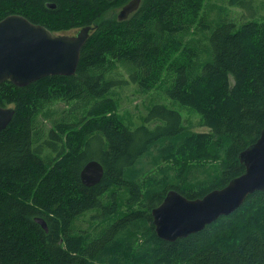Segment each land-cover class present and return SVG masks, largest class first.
<instances>
[{"label": "trees", "instance_id": "16d2710c", "mask_svg": "<svg viewBox=\"0 0 264 264\" xmlns=\"http://www.w3.org/2000/svg\"><path fill=\"white\" fill-rule=\"evenodd\" d=\"M130 1L0 0V21L18 14L54 33L96 27L75 75L0 84V106L15 108L0 132V264H264L262 191L175 242L158 237L151 214L171 190L203 198L245 173L239 155L264 129V21L201 17L206 0H141L125 20L104 18ZM111 59L143 90L168 73L169 98L209 132H185L182 115L164 105L150 114L165 124L125 125L109 94ZM57 101L82 114L39 136L37 118ZM93 159L105 175L87 187L80 173ZM122 191L129 211L102 225L118 213ZM92 211L98 226L80 229Z\"/></svg>", "mask_w": 264, "mask_h": 264}, {"label": "water", "instance_id": "95a60500", "mask_svg": "<svg viewBox=\"0 0 264 264\" xmlns=\"http://www.w3.org/2000/svg\"><path fill=\"white\" fill-rule=\"evenodd\" d=\"M140 3L141 0H132L123 6L118 20L127 19L138 10ZM93 28L84 27L72 36L57 35L18 14L1 20L0 84L11 81L25 87L48 76L75 75ZM14 114L15 108L0 106V132L10 124ZM239 159L245 173L203 198L188 199L176 190L169 191L151 212L158 237L168 242L187 238L238 210L255 192H264V129L260 138L240 153ZM104 175L102 163L93 159L82 168L80 179L84 186L93 187ZM35 221L48 232L44 218L37 217Z\"/></svg>", "mask_w": 264, "mask_h": 264}, {"label": "rangeland", "instance_id": "374dc122", "mask_svg": "<svg viewBox=\"0 0 264 264\" xmlns=\"http://www.w3.org/2000/svg\"><path fill=\"white\" fill-rule=\"evenodd\" d=\"M121 9L116 8L109 11L104 18H111L113 15L118 16ZM208 15L210 16V19H214L217 16L225 18L228 15L229 18L237 22V25H241L243 22L248 20L261 22L264 21V0H206L202 6V10L200 11V16L207 17ZM208 22L212 21L210 20ZM79 30L81 29H73L63 33L57 32L55 34L72 36L76 35ZM197 37H199V33L196 35V38ZM182 58V54L172 57L167 67L172 63L179 62ZM111 63L112 66L108 74L109 79L113 81L114 84L111 87L109 94L117 100L118 114L124 124L132 130L142 125L154 128L158 124H165V121L160 117H153L152 114H150V111L154 106L164 105L168 109L178 111L182 115L185 132H209L207 127L200 126L201 116L198 113L175 103L171 98H169L166 90L172 85V82L169 81L171 77L168 73H165L164 76L153 84L150 89L143 90L138 84L134 83L130 79L128 67L115 61L114 59H111ZM78 112L82 114L81 110L77 111V106H75L74 102L66 103L65 101H57L56 103L48 106L36 120V128L41 133L39 136L44 137L45 134L53 129L54 121L66 117L68 119H73L75 115H78ZM160 148L163 147L158 146L152 148L151 150L154 154H157ZM145 163L147 164L146 161ZM159 169L160 167L156 168L155 172ZM170 171H174V169L170 168ZM153 173L154 170H152L149 175L152 176ZM143 179L144 177H142V180ZM122 193V200L120 201V205H122L119 208L118 213L110 216V218L104 221L102 225H109L124 216L125 212L129 211V207L127 206V199L129 195L124 193V191H122ZM95 213V211H92L81 216L78 221L79 228L88 229L89 226H92L94 229L97 227L100 220L92 219V216Z\"/></svg>", "mask_w": 264, "mask_h": 264}]
</instances>
